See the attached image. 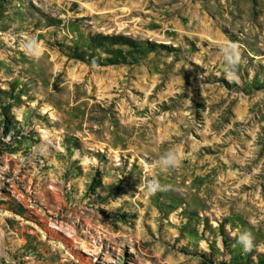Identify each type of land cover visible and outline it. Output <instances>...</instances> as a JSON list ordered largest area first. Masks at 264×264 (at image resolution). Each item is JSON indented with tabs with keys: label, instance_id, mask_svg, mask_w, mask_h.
<instances>
[{
	"label": "rangeland",
	"instance_id": "1",
	"mask_svg": "<svg viewBox=\"0 0 264 264\" xmlns=\"http://www.w3.org/2000/svg\"><path fill=\"white\" fill-rule=\"evenodd\" d=\"M0 264H264V0H0Z\"/></svg>",
	"mask_w": 264,
	"mask_h": 264
},
{
	"label": "trees",
	"instance_id": "2",
	"mask_svg": "<svg viewBox=\"0 0 264 264\" xmlns=\"http://www.w3.org/2000/svg\"><path fill=\"white\" fill-rule=\"evenodd\" d=\"M96 40H99V42H107L110 46H116V45H130V41L126 38H123L121 36H97Z\"/></svg>",
	"mask_w": 264,
	"mask_h": 264
},
{
	"label": "clouds",
	"instance_id": "3",
	"mask_svg": "<svg viewBox=\"0 0 264 264\" xmlns=\"http://www.w3.org/2000/svg\"><path fill=\"white\" fill-rule=\"evenodd\" d=\"M233 52H234V56L232 59V63L235 64V62L238 60L239 56H238V52L235 50V48H233ZM155 190H156V185H153L149 189V191H155ZM241 241H242V244H243L245 250H247L251 247V236L249 233L245 232V235L238 239V242L241 243Z\"/></svg>",
	"mask_w": 264,
	"mask_h": 264
}]
</instances>
